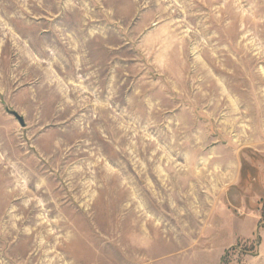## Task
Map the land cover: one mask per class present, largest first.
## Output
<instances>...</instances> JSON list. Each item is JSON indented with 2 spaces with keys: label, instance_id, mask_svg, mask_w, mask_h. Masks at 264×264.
Masks as SVG:
<instances>
[{
  "label": "rangeland",
  "instance_id": "1",
  "mask_svg": "<svg viewBox=\"0 0 264 264\" xmlns=\"http://www.w3.org/2000/svg\"><path fill=\"white\" fill-rule=\"evenodd\" d=\"M0 264H264V0H0Z\"/></svg>",
  "mask_w": 264,
  "mask_h": 264
},
{
  "label": "water",
  "instance_id": "2",
  "mask_svg": "<svg viewBox=\"0 0 264 264\" xmlns=\"http://www.w3.org/2000/svg\"><path fill=\"white\" fill-rule=\"evenodd\" d=\"M14 117H15V119L18 121V123H19V125L20 126H23V121H22V119L20 118V117H18L15 113H13V112H10Z\"/></svg>",
  "mask_w": 264,
  "mask_h": 264
}]
</instances>
